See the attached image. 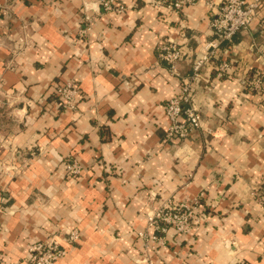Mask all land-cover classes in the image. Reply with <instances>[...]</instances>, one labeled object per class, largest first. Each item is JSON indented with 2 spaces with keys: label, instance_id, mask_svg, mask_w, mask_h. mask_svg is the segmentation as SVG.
Listing matches in <instances>:
<instances>
[{
  "label": "crops",
  "instance_id": "obj_1",
  "mask_svg": "<svg viewBox=\"0 0 264 264\" xmlns=\"http://www.w3.org/2000/svg\"><path fill=\"white\" fill-rule=\"evenodd\" d=\"M156 1L115 0L124 10L106 13L101 0H11L13 19L0 9V264H25L28 243L73 228L82 242L57 264H136L131 232L146 228L154 193L179 203L205 193L208 212L155 264H264V210L252 196L264 186V0L223 46L229 75L210 67L192 82L212 134L188 142L168 138L165 105L180 81L159 46L183 48L177 71L190 79L223 0L167 15ZM70 81L75 111L54 95ZM61 160L78 162L81 177L68 181Z\"/></svg>",
  "mask_w": 264,
  "mask_h": 264
},
{
  "label": "built area",
  "instance_id": "obj_2",
  "mask_svg": "<svg viewBox=\"0 0 264 264\" xmlns=\"http://www.w3.org/2000/svg\"><path fill=\"white\" fill-rule=\"evenodd\" d=\"M203 0H157L154 5L161 8L164 14H181L186 9L192 8ZM263 0H223L221 4L216 6L217 12L213 17L211 26L216 40L213 41L206 49V53L199 57L193 65V74L190 79H184L177 71V65L181 63L186 53L183 48L176 42L169 39L159 46L160 59L168 66V72L179 79V92L171 98L165 105L166 115L170 125L168 130L169 139L183 140L186 139L193 129H197L201 125L200 116L193 104L192 99V82L201 78L202 70L209 66L218 71V78L227 77L231 72V65L224 60L223 49L224 44L233 43L234 38L243 30L250 27L252 22L258 16L262 7ZM100 6L104 8L106 13L122 12L124 9L120 7L115 0H101ZM214 9V4H208ZM223 56V57H222ZM222 58V60H221ZM210 69V68H209ZM63 110H73L77 108V101L80 95V87L77 82H66L56 88L54 92ZM70 173L78 175L81 173V166L78 162L73 161L67 167ZM3 199L0 194V208ZM173 199H167L163 205L172 206ZM163 212H156L150 217V221L160 222V225L170 226L171 222L175 224L177 216L173 213L162 216ZM182 225V229L184 230ZM154 233H161L164 237L168 234L165 226H154ZM69 240L77 243L81 240V234L74 229L69 234ZM152 241H158L157 237H152ZM31 264H55L65 254L61 244L53 239L47 243H40L30 247Z\"/></svg>",
  "mask_w": 264,
  "mask_h": 264
},
{
  "label": "rangeland",
  "instance_id": "obj_3",
  "mask_svg": "<svg viewBox=\"0 0 264 264\" xmlns=\"http://www.w3.org/2000/svg\"><path fill=\"white\" fill-rule=\"evenodd\" d=\"M11 0H4V2L1 4L0 3V9L2 10V14L12 18L11 16ZM13 15V14H12ZM14 18V17H13ZM12 18V19H13ZM223 57V56H222ZM222 60V58H221ZM209 66L205 67L202 72H201V78L202 75L204 74V72H209ZM211 72V71H210ZM217 75H218V71H217ZM226 77H222L221 79H224ZM65 84V83H64ZM80 87V86H79ZM200 88V86H199ZM202 89V88H201ZM205 89L210 91L212 90V86L210 83L205 85ZM205 91V90H204ZM55 99H57L55 97ZM192 99H193V104L196 108V112L197 114L200 116V109L198 108L197 104L195 103L194 100V94L192 92ZM58 100V99H57ZM200 120H201V116H200ZM198 130H203V132H205V134L209 135L212 134V131L210 128H206L203 129V125H202V120H201V125L199 128L197 129H193L189 135L187 136L186 139H183L181 141L184 142H188L192 135L198 131ZM61 164L64 166V168H66L67 171V178L68 181L71 180H77L78 178L81 177V173H82V169H81V173L78 175H74L72 173H70V171L67 169V167L70 165L71 162H73V160H61L60 161ZM79 164V163H78ZM3 167V166H2ZM6 169L2 170V173H4L5 176L7 177H11L13 178L14 176L11 175V171H5ZM1 194V198L3 199V203L1 205L0 208V212H5V207H4V203H5V198L3 193L0 191ZM254 202H255V206L259 209V210H264V186L256 191H254L252 193ZM151 198H153V200H150L148 203H146L144 205V217H145V221H146V228L144 230H136L131 228L132 232L131 234L135 236L136 238V244L140 246L141 248V254L138 255V257L135 259V263L136 264H155L156 260L155 257H161L160 256V251L164 248H166L167 246H169L170 242L173 240L174 242H177L178 238H182L185 236L190 235L191 233L197 231L199 229V227L202 225V223L204 222V216L205 214H208L207 212V207L203 206V200L206 199V195L205 193H200L192 202H188V203H179L177 201H175V199L173 197H165L163 195H158V194H152ZM167 199H173L174 203L172 206H166L163 205L164 201ZM156 201L157 204H154L153 202ZM156 212H163L162 216H166V214H170L173 213V216H177V218L174 220L175 224L173 222H171L170 226H166V225H160V222H154V226H165V228L168 230V234L164 237V235H162L161 233H154V226L153 223L150 221V217L153 215V213ZM182 225L185 227L184 230L182 229ZM78 230L80 232V230L78 228H73L70 231H68V233L65 234V236H63L64 234H55L49 238H47L46 240H39L36 239L30 243L27 244V255L25 258V264H31L30 262V247L34 246L36 244H40V243H47L48 241H51L53 239L57 240L65 254H63V257L58 260L57 262H55V264H57L58 262L64 260L67 256V248L70 247H75L77 244H80L82 242V235H81V240H79L77 243H72L69 240V234L72 232V230ZM81 234V232H80ZM152 237H157L158 241H152ZM170 241V242H169ZM65 242V244H64Z\"/></svg>",
  "mask_w": 264,
  "mask_h": 264
}]
</instances>
